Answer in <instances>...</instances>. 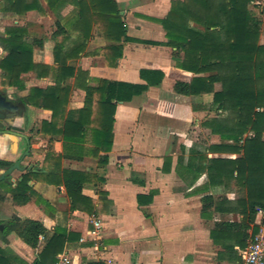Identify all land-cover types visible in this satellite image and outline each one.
<instances>
[{"label":"crops","instance_id":"0c3cea01","mask_svg":"<svg viewBox=\"0 0 264 264\" xmlns=\"http://www.w3.org/2000/svg\"><path fill=\"white\" fill-rule=\"evenodd\" d=\"M37 1L42 11L33 9L18 15L20 27L26 29L31 41L42 42L33 49V62L49 66L53 73L52 35L56 23L69 36L68 48L84 34L71 24L75 20L71 3L52 11L45 0ZM172 1L183 0H115L127 36L154 42H166L164 29L154 19L166 17ZM87 37L83 53L67 61V65L86 72L89 84L98 79L142 83L140 69L160 70L164 78L159 86L150 87L132 101L117 104L111 149L107 153L100 151L98 157L87 154L92 147L89 138L83 144L86 154L64 151L60 136L42 133V124L51 121V112L28 105L39 123L34 128L35 136L24 132L31 147L21 165L25 169L20 171V178L27 174L37 177L28 182L33 195L27 194L26 203H16L11 192L20 180L0 185V258L7 264H37L49 240L61 234L59 254H67L73 262L244 264L249 240L242 248V236L257 228V213L249 229L239 228L246 225L243 208L237 205L244 198L243 192L233 184L212 185L207 171L202 170L208 160L239 156L226 150H212L232 142L222 141L204 125L214 119H228L230 114L214 111L213 93L183 96L174 92L176 82H190L195 75L177 67L173 48L120 43L122 58L110 67L102 51L113 43L105 41L94 26ZM259 44L264 45L261 26ZM34 75L36 84L32 87L44 89L53 85L52 74L42 78ZM66 84L71 88L67 109H80L84 91L74 85L73 78ZM11 88V93L17 91L20 97V90ZM219 91L221 84H214V92ZM25 122L24 117V129ZM24 148L20 144V153ZM6 150L7 146L0 144V153ZM65 171L86 177L81 189L86 201L79 200L76 207L64 185L56 183ZM7 204L12 205L11 211L6 209ZM13 220L41 224L44 232L38 235L35 247L26 244L13 230L4 236L5 223Z\"/></svg>","mask_w":264,"mask_h":264},{"label":"trees","instance_id":"16d2710c","mask_svg":"<svg viewBox=\"0 0 264 264\" xmlns=\"http://www.w3.org/2000/svg\"><path fill=\"white\" fill-rule=\"evenodd\" d=\"M52 11L66 2L75 9L72 26L84 37L73 41L67 47L69 36L62 25L56 23L54 40L55 70L49 66L33 62V49L42 42L28 41L26 29L9 26L0 38L5 56L0 59L1 77L8 86L24 90L22 75L34 73L37 77L52 74L53 85L44 89L32 87L21 101L24 105L48 110L51 121L43 122L42 133L60 136L64 151L86 152L83 144L86 138L92 144L87 154L98 157L100 151L109 152L112 146L114 116L118 103L130 102L150 87L159 86L164 78L160 70L140 69L142 83L132 84L120 81L98 79L89 84L88 74L67 61L77 59L83 53L87 33L94 26L108 43L102 51L108 66H116L122 58L120 43L136 42L150 46H166L174 49L173 58L179 69L193 73L190 82H176L174 92L183 96L213 93L212 107L216 113L230 114L227 119H214L204 125L222 141L231 145H221L218 150L238 154L235 159H211L206 170L212 185L233 184L242 191L244 198L237 202L243 208L246 225L254 223L257 208H264V45L259 44L261 21L254 16L250 5L254 0H183L172 1L171 8L163 19H154L165 31L166 42L136 40L127 36L126 27L115 0H45ZM42 11L37 0H4L0 12L24 15L28 11ZM74 85L85 93L80 109L68 110L70 86ZM221 84V91L214 92V84ZM81 153V155H82ZM37 176L27 174L20 178L18 186L11 192L16 203H26L28 195H33L28 182ZM86 177L76 172L65 171L56 183L64 185L73 207L81 196ZM4 236L15 231L26 244L37 245V237L44 232L41 224L33 221H8ZM237 228L235 225H230ZM257 233L243 234L241 247ZM62 235H54L37 264H55L57 254L62 249ZM52 254V255H51ZM52 256V257H50ZM50 257V260H48ZM0 258V264H7Z\"/></svg>","mask_w":264,"mask_h":264},{"label":"flooded vegetation","instance_id":"af4514ba","mask_svg":"<svg viewBox=\"0 0 264 264\" xmlns=\"http://www.w3.org/2000/svg\"><path fill=\"white\" fill-rule=\"evenodd\" d=\"M11 89L0 85V144L7 146L6 152L0 153V185H11L20 180V166L29 156L31 147L29 136L24 134V104L20 97L13 96ZM20 144L25 146L21 153ZM15 164L18 167L6 173Z\"/></svg>","mask_w":264,"mask_h":264},{"label":"rangeland","instance_id":"374dc122","mask_svg":"<svg viewBox=\"0 0 264 264\" xmlns=\"http://www.w3.org/2000/svg\"><path fill=\"white\" fill-rule=\"evenodd\" d=\"M4 6V0H0V7ZM261 9H264V0H254L253 4L251 5V11L254 14V16H258L259 19H261V28H262V32H264V13H261ZM4 12H0V38L1 35L4 33V30L9 27V26H20V17L18 15L12 14V13H8V14H3ZM16 22V23H15ZM53 27V25H52ZM28 41L31 42L30 37L27 36ZM6 52L3 50L2 44L0 43V59L3 58L5 56ZM33 74V75H32ZM31 75H22L21 78L23 80V82L26 85V89L24 91H20V98L22 96L26 95V90H28L30 87L35 86L36 82L35 80V75L34 73H32ZM0 80H2V86L3 87H11L8 86L7 82L3 80V78L0 76ZM28 88V89H27ZM15 89V87H14ZM19 92H14L13 96H18ZM25 107V129L24 132L29 133L33 136H35V132H34V128L35 126L38 125L39 123V119L37 117L34 118V111L28 108V105H24ZM68 108V107H67ZM203 140V139H202ZM6 209L11 211L12 209V205L7 204Z\"/></svg>","mask_w":264,"mask_h":264},{"label":"built area","instance_id":"2783aa9c","mask_svg":"<svg viewBox=\"0 0 264 264\" xmlns=\"http://www.w3.org/2000/svg\"><path fill=\"white\" fill-rule=\"evenodd\" d=\"M257 217V233L249 241L244 251V264H264V208L256 209ZM99 228V223H94ZM55 264H87L86 262H73L67 254H59Z\"/></svg>","mask_w":264,"mask_h":264},{"label":"water","instance_id":"95a60500","mask_svg":"<svg viewBox=\"0 0 264 264\" xmlns=\"http://www.w3.org/2000/svg\"><path fill=\"white\" fill-rule=\"evenodd\" d=\"M27 155V154H26ZM15 167H18V164H15L12 168H10L6 173H11ZM25 168L23 166H20V171H23Z\"/></svg>","mask_w":264,"mask_h":264}]
</instances>
